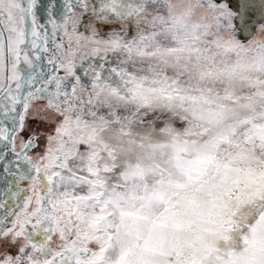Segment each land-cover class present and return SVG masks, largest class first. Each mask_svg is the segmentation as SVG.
Returning <instances> with one entry per match:
<instances>
[{"label":"snow or ice","instance_id":"6c2138e0","mask_svg":"<svg viewBox=\"0 0 264 264\" xmlns=\"http://www.w3.org/2000/svg\"><path fill=\"white\" fill-rule=\"evenodd\" d=\"M0 0V264H264V0Z\"/></svg>","mask_w":264,"mask_h":264},{"label":"rangeland","instance_id":"374dc122","mask_svg":"<svg viewBox=\"0 0 264 264\" xmlns=\"http://www.w3.org/2000/svg\"><path fill=\"white\" fill-rule=\"evenodd\" d=\"M53 2V0H38V17L41 21V23L45 22L47 18V12H46V6ZM63 0H55L56 4H61Z\"/></svg>","mask_w":264,"mask_h":264}]
</instances>
